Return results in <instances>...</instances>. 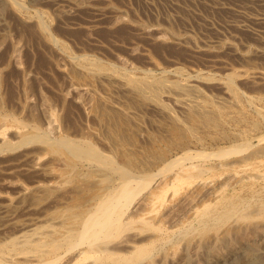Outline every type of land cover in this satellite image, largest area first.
<instances>
[{
  "label": "bare ground",
  "instance_id": "1",
  "mask_svg": "<svg viewBox=\"0 0 264 264\" xmlns=\"http://www.w3.org/2000/svg\"><path fill=\"white\" fill-rule=\"evenodd\" d=\"M50 2L54 12L64 17L72 12V8L86 0ZM185 2L194 4V0ZM206 4L213 11L235 13V18L232 16L233 19L226 20L224 25L234 27L236 31L246 30L264 45V0H206ZM95 5L94 17L77 24L79 27L94 30L100 24L103 9ZM6 7H11L13 12H20L22 0H0V14ZM48 15L42 11L32 19L45 33L47 27L42 17ZM143 28L138 25L137 29L141 33ZM7 35L6 28L0 25V42ZM171 37L179 42H187L182 35L173 34ZM213 37L204 43L207 47L221 42L220 37ZM48 39L69 58L72 65L69 71L87 75L85 81L71 76V86L76 85L79 89L90 92L94 91L91 87L93 82L107 85L104 95L100 96L96 92L99 103L85 105H88V113L96 115L105 127L103 129L110 132L106 136H111L113 148L118 149L117 156L120 155L118 152L122 146V151L126 154L123 156L122 152L119 153L125 159L123 164H114L110 156L102 153L86 139L59 133L52 138L48 130L43 129L37 122L35 115L29 114V118L26 116L24 120L21 118L14 120L13 124H7L6 117L0 114V188H4L0 189V264H165L163 259L169 251H175L177 240H184L185 242H181L183 245H192L194 249L192 253L184 254L182 264H200L197 252L201 246L205 250L203 264H264V195L261 194L264 187L262 184L259 185L260 190H250L256 182H264V171L259 173L261 167H264V144L250 152L247 150L246 155H240V152L248 148L247 141L219 148L212 155L222 160L213 165L206 162L186 165L184 159L193 158L190 149L182 157L172 158L166 157V152L162 150L156 151L154 146H135L134 152L128 146L133 143L130 140L132 133H137L132 128L131 120L136 126L139 124L137 113L140 108L134 107L136 104L151 107L153 111L166 115L174 134L172 138L169 135V142L177 143L183 137L199 132L198 129L204 126L218 125V116L221 114L219 106L224 105V102L225 105L227 102L234 105L243 94L239 88L240 91L236 89L238 78L264 85V68L249 64L224 75V81H219L224 98L218 95L222 101L215 99L218 104L216 105L205 100L206 96L204 97L194 80L187 79L189 73L183 81L177 80V77L176 80L167 78L169 76L152 77L148 69L141 70L144 74L137 75L123 69V65H117V68L111 64L105 65L85 53L73 55L60 39L53 36H48ZM228 46L232 47L231 44ZM258 51L264 54V48ZM56 65L61 66L60 63ZM169 71L175 76L183 73V69L178 66L170 68ZM118 93L125 98V103H122ZM163 97H170L175 101L183 113L182 119L173 115L175 113L163 103ZM252 97H249L250 100ZM128 100H136L137 103L134 102L133 105ZM43 116L49 125L48 129L50 126L54 129L56 115L48 110ZM8 131L11 132V137L6 135ZM155 137L151 136L148 142H156ZM257 138L260 143L264 142V134ZM205 153L198 152L197 157L206 161L211 156L210 153ZM231 154H234V158H226ZM216 167L230 169L233 174L212 187H208L209 183L204 181L192 185L184 196V214L176 213L169 220V226H166L157 211L166 202L168 191L175 193L184 184L190 186L194 179L215 170ZM243 181L251 184L247 198L239 197V194H224L226 187ZM205 188L211 198L196 206L194 202ZM139 196L141 199L134 202ZM81 197L83 198L79 199ZM254 238H260L262 244L255 243Z\"/></svg>",
  "mask_w": 264,
  "mask_h": 264
},
{
  "label": "rangeland",
  "instance_id": "2",
  "mask_svg": "<svg viewBox=\"0 0 264 264\" xmlns=\"http://www.w3.org/2000/svg\"><path fill=\"white\" fill-rule=\"evenodd\" d=\"M47 1L22 0V11L16 12L14 10L13 12L11 7H6V11L4 9L2 13L3 15L0 14V25H3L8 32V35L3 38L4 40L2 39L0 42V114L6 117V123L8 122L11 124H13L14 120L18 121L21 120V118L25 119L29 114L35 115L41 127L48 130L47 132L50 137L53 138L59 133L79 139H86L95 145L102 153L110 156L114 164H123L125 157L122 158V155L124 156L126 153L122 151V146H120L119 152L123 154L121 155V153L118 152L121 158L117 156L118 149L113 148L114 144L112 138H110L111 136L107 137L108 134L110 135V132L103 129L105 127L102 126L100 119L96 115L88 113L86 109L88 105H85L86 103H97V96L105 94L107 85L93 82V86L91 85V87L94 91L90 92H85L76 87V85L71 86V76L77 80H86L87 75L80 72L76 74L77 72L73 73V71H69L72 67L69 58H67L57 46H53L50 43L48 36L60 39L62 43H65L64 45L73 55L85 53L87 56L93 57L95 60L105 65L111 64L116 68L123 65V69H128L127 71L136 73L137 75L144 74L143 71L148 69L152 77L169 76L167 78L175 80L177 77V80L180 79L183 81L184 79L186 80L185 76L189 73L190 75L188 74L189 76H187V79L194 80L198 88L203 92L204 97L206 96L205 100L208 103H215L216 105H218L217 101H222L218 95L224 98L222 93L223 88L220 86V82L224 81V75L230 73L235 68H245L249 64L264 68V54L258 51L260 48H264V45H262L257 38H254L250 32H246V30L236 31L234 27L224 25L226 20L235 18V13L226 11L227 13L224 14L221 13L222 10L219 12V10L213 11L208 9L209 7L206 4V0H194L196 6L194 4H190V6L185 0H179L178 2L176 0H90L92 3L86 0L85 3L78 6L79 8L74 7L70 10L72 12L66 14L70 18L66 15H63L65 18L61 17L62 15L60 16L55 13L53 6L51 7L52 4L50 0ZM104 1L106 2L104 3ZM94 2L97 4L95 5ZM94 5L102 7V9L105 10H102L103 14L101 15L102 20L100 24L94 30H87L82 26L79 27L77 24L94 17ZM180 6L181 8H179ZM42 11H45L47 15L49 14L47 17H42V20L46 23V33L42 32L32 20ZM52 11L55 14L52 13ZM35 13L36 15H34ZM229 13H231V15ZM56 14L60 16V20L59 16L56 17ZM167 16L173 17L170 18L173 21L169 18L167 19ZM138 25L144 27L143 32L141 31L140 33V30L137 29ZM171 33L184 36L187 42L174 40L171 37L173 35ZM212 36H214L213 38H215V36L220 37L221 42L213 44V47H207L204 43ZM226 44H231L232 47ZM244 55H246V57ZM247 59L250 62L247 61ZM247 62L249 63L246 64ZM56 63H60L61 66H57ZM174 66L181 67L183 69L181 75H184L175 76L171 73L169 69ZM222 77L223 80H221ZM235 85L236 89L238 90L239 88L241 91H238L243 94H241V97L234 105L227 102V106L225 105L226 102H224L225 106L223 104L219 106L221 114L218 116L220 122L218 125L213 127L204 126L198 129V131L200 130L199 132H195L193 135H187L182 139L179 138L180 141L173 144L169 142V138H172L174 135L171 131L172 125L169 124V119L166 115L156 110V112L153 111L154 109L151 107H143V105L141 104V106L139 103L135 105V103H137L136 100L134 101L135 103L128 100V103L131 102L130 104L135 105L134 107L140 108L137 113L139 124L136 126L131 120L132 128H135L137 133H135V135L133 133L132 135L130 134V140L132 139L131 141L134 143L128 145L131 149L133 148L130 151L134 152L135 146H143L145 148L154 146L153 149L156 151L158 149V151L162 150L166 152V157L173 158L177 156L182 157L183 154L189 152L190 149L193 158L191 157L192 160L190 158L184 159L185 161H183L186 165L190 163L203 164L204 162L213 165L222 160L212 155L215 153L214 151H217L219 148L247 141L249 143L247 145L253 148L247 146L249 149L247 148L243 150L244 152H240V155H246L248 151L250 152L256 149L255 147L258 148L262 146L264 142L260 143L257 137L258 135L260 136V134H264V85H256L249 81H243L241 78H238ZM101 86L105 88L102 89ZM120 93L118 94L120 95ZM119 95L118 97L121 98L122 103H125V98ZM248 96L253 97L250 100ZM215 99L218 100L216 101ZM162 101L165 105L167 104L166 106L172 113H175L173 114L174 116L177 118L179 117V119L183 118V113L176 106L173 99L170 97H163ZM223 106L226 107V109H224ZM238 109L241 111L239 112ZM48 110H51L57 117L54 129L52 126L48 129L49 125L46 124L44 120L43 114ZM256 110H258V115L256 114ZM8 115L11 116L9 117ZM27 118H29V116ZM167 123L169 125H167ZM162 127H164V130H162ZM51 130H53V132ZM105 131H107V134H105ZM9 133L11 132H6V135L11 137ZM235 135L240 137V139ZM151 136H156V142H148ZM230 138L231 141H229ZM234 138L236 141L233 140ZM198 152L200 154H204L205 152L207 154L210 153L209 155L211 157L207 158L208 161L201 160L197 157ZM110 153H112L113 156ZM226 158H234V154ZM263 171L264 167H261V172L259 173H263ZM204 174L205 175L202 177L194 179L190 186L184 184L175 193L171 190L168 191L167 194L169 196L166 202L163 206L158 207L157 211V214L162 217L166 226H169V220L174 217L176 213H179V215L184 214L186 207L184 196L192 185L203 181L210 184H208V187L218 185L226 176H232L233 171L224 167H216L215 170ZM241 183L242 182H236V184H233L234 186L231 184V187H226L224 194L226 196L239 194V197L247 198L250 194V190H260L262 184L264 187V182H256L249 190L250 183L249 185L247 181ZM0 189L4 190L3 187ZM234 189L235 191H232ZM207 191L206 188L202 189L200 196L194 202L196 206L211 198ZM261 194L264 195V188ZM140 196L137 197L134 202L140 200ZM82 198L83 197L79 199ZM184 217L185 216H183V218ZM208 237L209 235L207 238ZM254 239L255 243L258 242L257 244H262L260 238ZM183 241L184 240H177V244L181 246L177 245L174 252H168L166 258L163 259L165 264H182V257L184 254H190L194 251L192 245L187 246L185 243L183 245ZM200 249L197 252V256L200 264H203L205 250H202L204 249L203 246H201ZM166 250L168 249L166 248ZM157 259L159 260L160 258L158 257Z\"/></svg>",
  "mask_w": 264,
  "mask_h": 264
}]
</instances>
